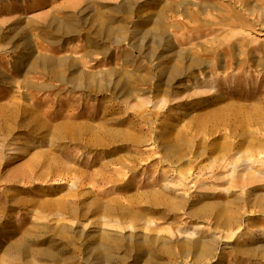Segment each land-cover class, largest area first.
<instances>
[{
	"label": "rangeland",
	"instance_id": "374dc122",
	"mask_svg": "<svg viewBox=\"0 0 264 264\" xmlns=\"http://www.w3.org/2000/svg\"><path fill=\"white\" fill-rule=\"evenodd\" d=\"M0 264H264V0H0Z\"/></svg>",
	"mask_w": 264,
	"mask_h": 264
},
{
	"label": "bare ground",
	"instance_id": "6f19581e",
	"mask_svg": "<svg viewBox=\"0 0 264 264\" xmlns=\"http://www.w3.org/2000/svg\"><path fill=\"white\" fill-rule=\"evenodd\" d=\"M195 245V244H194ZM193 248V247H192ZM195 249V248H194ZM207 249V248H206ZM138 251V250H137Z\"/></svg>",
	"mask_w": 264,
	"mask_h": 264
}]
</instances>
